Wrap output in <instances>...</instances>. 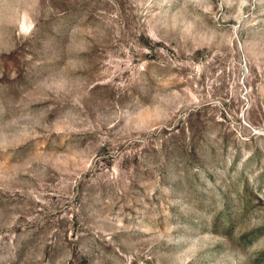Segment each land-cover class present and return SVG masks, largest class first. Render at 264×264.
Masks as SVG:
<instances>
[{"label":"rangeland","instance_id":"rangeland-1","mask_svg":"<svg viewBox=\"0 0 264 264\" xmlns=\"http://www.w3.org/2000/svg\"><path fill=\"white\" fill-rule=\"evenodd\" d=\"M0 264H264V0H0Z\"/></svg>","mask_w":264,"mask_h":264}]
</instances>
